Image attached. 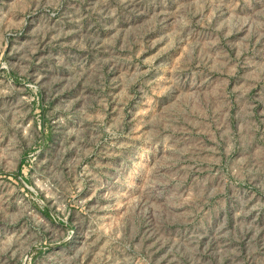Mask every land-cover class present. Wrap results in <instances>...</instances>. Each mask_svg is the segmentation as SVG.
<instances>
[{"label": "rangeland", "instance_id": "rangeland-1", "mask_svg": "<svg viewBox=\"0 0 264 264\" xmlns=\"http://www.w3.org/2000/svg\"><path fill=\"white\" fill-rule=\"evenodd\" d=\"M0 264H264V0H0Z\"/></svg>", "mask_w": 264, "mask_h": 264}]
</instances>
